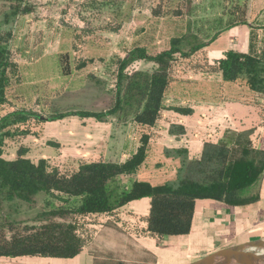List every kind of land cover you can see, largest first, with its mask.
<instances>
[{
	"label": "trees",
	"instance_id": "trees-1",
	"mask_svg": "<svg viewBox=\"0 0 264 264\" xmlns=\"http://www.w3.org/2000/svg\"><path fill=\"white\" fill-rule=\"evenodd\" d=\"M74 1L65 2L68 6ZM127 1L75 2L77 15L86 25L82 32L114 29L121 23ZM50 4V0H0V106L10 104V88L23 81L17 58L21 49L15 45L18 23L35 17ZM143 8L147 9L148 21L136 29L137 33L165 28L170 34L168 46L152 54L138 40L122 43L105 62L103 80L88 75L111 93L108 108L52 110L44 116L36 108L10 104L13 108L0 114V257L72 258L87 247L93 264H155L152 252L131 243H126L128 250L91 246L84 220L105 216L121 226L125 222L118 216L119 209L131 200L149 197L145 226L136 227L133 233L180 235L190 231L198 199L228 205H247L259 199L264 149L253 144L251 130L226 129L209 134L197 152L187 146L165 151L180 159L173 180L152 185L137 178L162 113L192 111L190 105L167 104L175 63L202 54L224 29L246 23L248 1L134 0L130 5L131 10ZM52 18L49 14L43 20L53 26ZM260 27L253 25L248 51L230 49L217 58L205 56L196 64V71L241 84L264 102V39L258 38ZM89 61L78 59L75 69H82ZM68 116L109 123L110 137H122L119 151L113 157H67L62 161L26 156L28 148L20 140L32 133L33 124ZM10 143L17 145L15 156L6 157L5 148Z\"/></svg>",
	"mask_w": 264,
	"mask_h": 264
},
{
	"label": "rangeland",
	"instance_id": "rangeland-1",
	"mask_svg": "<svg viewBox=\"0 0 264 264\" xmlns=\"http://www.w3.org/2000/svg\"><path fill=\"white\" fill-rule=\"evenodd\" d=\"M50 1L46 10H38L35 17L28 16L18 23L15 45L21 49L17 58L22 67L23 81L10 88V104L36 108L44 116L52 110H104L112 103V95L102 82L90 80L88 75L92 74L103 80L105 62L112 53L119 50L122 43L130 44L138 40L152 54L168 46L170 34L165 32V28L148 31L143 35L137 33L136 29L147 23L148 12L146 8L131 10L130 5L134 0L127 1L121 23L115 25L114 29L96 28L89 33L82 32L86 25L76 12L75 2L78 0L68 6L66 0ZM48 13L55 21L53 26L43 20ZM63 55L66 58L61 60ZM205 56L204 53H198L191 58H181L175 63V80L167 92L168 105L190 104L192 108L197 102L216 104L223 101L227 89L219 80V75H204L196 71V64L203 61ZM78 59L90 61L82 69L76 70L75 63ZM231 86L230 93L239 90L235 96L243 97V101L254 108L262 107L264 102L260 96L241 84L234 83ZM10 104L0 106V114L13 108ZM77 118L68 116L33 124L32 133L20 140V144L28 148L26 156L34 159L45 157L54 161H62L67 157L108 156L107 148H117L120 145L122 137H110L109 123H106L105 128L87 122L82 126L76 121L83 118ZM86 128L90 130L86 131ZM16 146L15 143L6 146L5 156H15ZM84 223L85 231L91 236V246L128 250L125 246L129 240L124 233H131L129 224L120 226L114 219L105 216L89 217ZM104 226L108 227L105 232ZM35 260L38 262L40 259Z\"/></svg>",
	"mask_w": 264,
	"mask_h": 264
},
{
	"label": "crops",
	"instance_id": "crops-1",
	"mask_svg": "<svg viewBox=\"0 0 264 264\" xmlns=\"http://www.w3.org/2000/svg\"><path fill=\"white\" fill-rule=\"evenodd\" d=\"M247 1V22L221 31L203 48L206 57L217 58L230 49L248 51L255 24L263 27H260L257 33L259 39H264V0ZM218 78L227 89L223 101L216 104L195 102L192 111L187 114L171 110L162 113L149 154L137 171L139 180L158 185L175 179L180 159L172 154H165V151L187 146L192 152H197L205 136L221 133L226 129L251 130L253 144L264 149V106L263 109L254 108L243 101V97L234 95L239 90L230 93V87L234 83L223 81L220 75ZM83 119L76 122L82 126L85 122L92 123L102 128L107 125L93 118H88L92 121ZM87 130L90 129L86 128ZM118 151L119 146L106 149L108 156H113ZM149 206L150 198L141 197L129 201L119 209L120 220L130 225L131 233L130 231V234L124 233L125 238L135 247L152 252L156 257L155 264H185L220 248L254 239H264V172L259 199L254 203L228 205L214 199L196 200L191 228L186 234L163 237H153L146 233L134 234L133 230H136V227L145 226L144 219ZM107 229L108 227L104 226V232ZM35 258L40 260L37 262ZM0 259H2L0 264H93V256L87 247L72 258L22 256Z\"/></svg>",
	"mask_w": 264,
	"mask_h": 264
},
{
	"label": "water",
	"instance_id": "water-1",
	"mask_svg": "<svg viewBox=\"0 0 264 264\" xmlns=\"http://www.w3.org/2000/svg\"><path fill=\"white\" fill-rule=\"evenodd\" d=\"M185 264H264V239L220 248Z\"/></svg>",
	"mask_w": 264,
	"mask_h": 264
}]
</instances>
